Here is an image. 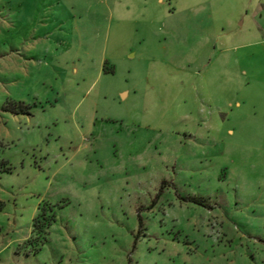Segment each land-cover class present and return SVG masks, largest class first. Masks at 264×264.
Returning a JSON list of instances; mask_svg holds the SVG:
<instances>
[{"label":"rangeland","instance_id":"1","mask_svg":"<svg viewBox=\"0 0 264 264\" xmlns=\"http://www.w3.org/2000/svg\"><path fill=\"white\" fill-rule=\"evenodd\" d=\"M0 264H264V0H0Z\"/></svg>","mask_w":264,"mask_h":264},{"label":"crops","instance_id":"2","mask_svg":"<svg viewBox=\"0 0 264 264\" xmlns=\"http://www.w3.org/2000/svg\"><path fill=\"white\" fill-rule=\"evenodd\" d=\"M112 9H113V8H112ZM116 9H117V8H116ZM105 63H106V62H105ZM105 63H103V61H102V62L99 64L98 71H97V75H98V76L102 75V73L104 72V70H105V71L107 70V71H112V72H113L112 69L109 70V69H107V68L104 67V64H105ZM95 76H96V75H95ZM96 77H97V76H96ZM127 96H128L127 93H124V94H123V97H124V98H126Z\"/></svg>","mask_w":264,"mask_h":264},{"label":"trees","instance_id":"3","mask_svg":"<svg viewBox=\"0 0 264 264\" xmlns=\"http://www.w3.org/2000/svg\"><path fill=\"white\" fill-rule=\"evenodd\" d=\"M45 234V232H43V235Z\"/></svg>","mask_w":264,"mask_h":264}]
</instances>
